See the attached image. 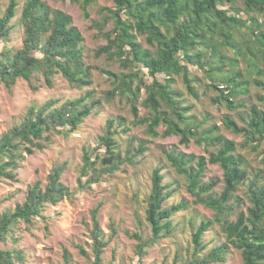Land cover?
<instances>
[{"label": "trees", "instance_id": "obj_1", "mask_svg": "<svg viewBox=\"0 0 264 264\" xmlns=\"http://www.w3.org/2000/svg\"><path fill=\"white\" fill-rule=\"evenodd\" d=\"M63 1L78 4L86 19L90 17V6L97 2ZM110 1L115 9H105L104 22L97 26L103 30L113 22L114 27L104 34L108 43L97 56L105 54L117 60L128 72H104L114 84L113 90L107 93L108 99L127 98L134 124L146 126L147 133L154 138L162 128L163 137L178 136L182 145L194 140L215 148L208 159L173 146L164 150L170 167L185 179L187 192L195 199L193 202L215 213L213 220H202L193 232L194 252L182 264H224L230 246L241 252L244 264H264V184L260 175L250 179L245 158L237 154L236 142L222 135L217 125L206 127L208 117L200 120L196 105L188 102L183 91L174 88L176 78L181 77L187 94L199 101L196 85L199 79L193 77L191 69L206 72L211 81L206 92L219 93L213 104H224L243 124L239 125L228 115L224 119L226 128L243 134L248 142H263L264 0ZM18 30L22 45L10 47L12 34ZM139 35L146 36L152 49L143 48L138 42ZM84 41L83 34L67 13L53 10L42 0H27L23 6L21 0H6L0 14V84L11 90L24 80L32 90L39 91L44 86L53 87L54 79L61 76L71 87L86 91L80 98L49 99L41 106L30 107L24 120L0 137V182L16 180L20 164L27 156L44 150V141L52 135L73 134L101 106V99H96L95 91L90 89L94 68L85 62ZM252 85L260 89V93L255 94L260 104L253 101ZM141 100L146 109L143 116L138 107ZM130 131L125 118L108 120L95 151L84 153L76 190L62 182L66 165L56 166L49 173L44 188L36 183L28 189L24 202L0 216V264L25 263L23 251L1 247L21 222L32 224L37 218H43L49 206L73 200L76 192L110 179L147 151L141 144L135 152L129 150L125 158L121 156L118 139ZM208 164L219 165L224 172V187L220 193L215 191L219 184L217 179L204 181ZM175 184L165 165L153 170L145 211L150 236L144 238L139 233L132 236L139 241L140 256L147 248L173 234L174 216L190 207L185 199L169 203L177 192ZM241 186L246 187L250 201L247 212L237 211L241 200L236 193ZM99 212L100 207L91 213L93 264H104L103 254L117 235L115 225L111 224L107 237ZM232 215H236L235 220H230ZM215 223L226 241L201 255L207 247L204 237ZM79 250L90 258L83 247ZM64 261L71 264L68 251L64 252Z\"/></svg>", "mask_w": 264, "mask_h": 264}, {"label": "rangeland", "instance_id": "obj_2", "mask_svg": "<svg viewBox=\"0 0 264 264\" xmlns=\"http://www.w3.org/2000/svg\"><path fill=\"white\" fill-rule=\"evenodd\" d=\"M27 0H21L23 6ZM53 10H60L73 19V25L84 36L85 62L94 68L93 85L96 99H101L102 104L95 109L94 113L85 123L69 136L52 135L44 141L45 149L37 151L32 156H27L17 170V178L14 181L4 180L0 182V216L10 209H14L19 203L24 202L27 191L36 183L44 188L47 177L51 170L60 165H66L67 169L62 176V182L71 190L78 187L83 166V156L86 151L93 153L97 148L100 138L104 136L108 120L125 118L126 127L131 131L118 139L119 151L123 158L130 150L135 152L141 144L147 147V151L138 156L134 164L127 163L116 172L110 179L93 185L91 188L78 191L73 200H65L56 206H49L44 212L43 218H37L32 224L21 222L4 249H16L24 252L26 261L24 264H64V252L68 251L71 256V264H93L91 250L90 230L92 227L91 213L100 207L99 219L107 237L110 235V225L114 224L117 235L103 254L104 264H182L188 260L194 252L192 235L202 220H213L215 213L201 204H195V200L186 188L185 179L178 175L168 164L164 150L176 147L179 151L204 156L207 159L215 148L200 145L194 140L188 145L180 144V137H163V129L159 128V136L154 138L147 133L144 125H135V118L131 111V105L127 98L115 97L108 99L107 93L114 88V84L105 71L113 73H127L117 60H111L107 55L97 56L98 51L107 45L104 34L113 29V22H109L103 30L97 25L104 22L107 14L105 9H115L110 0H97L90 6V17L86 19L78 4L63 0H42ZM6 0L2 1L0 14ZM13 42L10 47L22 45L20 30L12 34ZM138 42L143 48L152 49L146 40V36L139 35ZM240 67L245 65L240 61ZM193 77L199 79L198 90L201 99L196 101L185 90L181 77H177L174 88L185 93L189 103L196 105L195 112L200 120L208 117L206 127L217 125L220 133L237 144V154L243 156L248 165L250 179L260 175V181L264 184V141L248 142L243 134H235L227 129L224 124L226 116L230 115L239 125H243L235 112L230 111L224 104L214 105L213 99L219 93L214 90L207 91L208 79L206 72L192 68ZM221 89L225 87L221 86ZM86 89L78 90L64 80L61 76L54 79L53 87L44 86L39 91H34L29 84L20 80L16 87L8 90L0 84V137L10 128L19 125L25 118L32 106H41L49 99H76L85 95ZM260 89L255 85L251 87L253 101L259 103L255 94ZM145 94L142 95V100ZM138 105L140 116L146 109L141 102ZM165 165L168 168L170 179L175 181L177 192L170 199V204L179 203L182 199L190 202L188 210L181 211L173 218L176 229L152 248L139 255V241L132 236L142 234L144 238L150 236V228L146 221V208L152 187L153 170ZM87 178H84L86 181ZM211 179L219 181L215 191L220 193L224 187V172L219 165L208 164L204 181ZM246 187L241 186L236 196L240 197L241 203L237 211L247 212L250 201L246 194ZM232 215L230 220H235ZM220 226L214 224L204 237L206 249L201 255L208 253L213 247L225 242ZM83 247L90 258L84 257L79 250ZM224 264H244L241 252L230 246V252L226 256Z\"/></svg>", "mask_w": 264, "mask_h": 264}]
</instances>
